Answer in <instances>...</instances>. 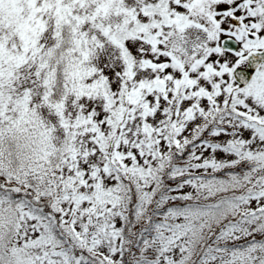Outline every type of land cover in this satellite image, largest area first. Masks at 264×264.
<instances>
[{"label": "snow or ice", "instance_id": "1", "mask_svg": "<svg viewBox=\"0 0 264 264\" xmlns=\"http://www.w3.org/2000/svg\"><path fill=\"white\" fill-rule=\"evenodd\" d=\"M0 264H264V0H0Z\"/></svg>", "mask_w": 264, "mask_h": 264}]
</instances>
